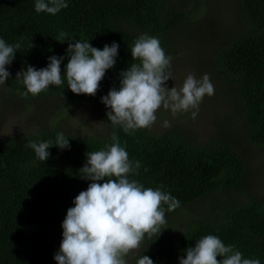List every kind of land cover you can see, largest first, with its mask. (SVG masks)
Returning a JSON list of instances; mask_svg holds the SVG:
<instances>
[{
	"label": "trees",
	"instance_id": "16d2710c",
	"mask_svg": "<svg viewBox=\"0 0 264 264\" xmlns=\"http://www.w3.org/2000/svg\"><path fill=\"white\" fill-rule=\"evenodd\" d=\"M181 2L66 0L68 7L51 15L37 13L35 0H0V38L10 45L20 44L10 64L14 73H10L5 91L23 99L61 97L63 114L89 106L107 120L108 110L101 97L119 87L122 70L138 63L130 54L135 39L142 34L154 36L169 55L178 32L189 25L191 17L187 5ZM235 4L241 18L237 30L241 33L214 55V71L236 87L244 135L256 146H264V0H235ZM61 32H66L71 41H56ZM76 40L89 41L101 49L113 42L119 45L116 63L106 72L96 95L73 94L66 80L38 96L21 95L26 89L16 74L27 66L46 67L48 57L53 55L64 57L63 69L68 43ZM108 122L111 128L106 136L77 134L58 121L0 139V264H56L53 257L59 250L66 211L91 182L79 178V169L87 153L113 143V133L129 159L140 163L129 179L153 189L163 186L162 190L179 200V207L197 203L217 191H244L248 166L232 144L218 140L195 143L175 126L162 135L145 129L126 134L120 126ZM59 132L69 139L70 147H50L45 162L27 146L44 141L55 145ZM217 207L210 206L206 214L189 220L183 232L164 229L157 238L146 236L147 250L140 256H149L154 264H179L187 247H193L205 235H216L244 258L259 259L264 264V198ZM138 258L128 264H136Z\"/></svg>",
	"mask_w": 264,
	"mask_h": 264
},
{
	"label": "clouds",
	"instance_id": "9594fccd",
	"mask_svg": "<svg viewBox=\"0 0 264 264\" xmlns=\"http://www.w3.org/2000/svg\"><path fill=\"white\" fill-rule=\"evenodd\" d=\"M67 7L66 0H35L34 6L37 13L51 15ZM71 39L66 32H61L56 41L63 43ZM19 49V43L10 45L0 38V86L8 80L10 73L6 66L12 63ZM118 49L115 42L102 49L93 47L89 41L70 42L63 69L64 57L53 55L48 57L46 67L27 66L16 74L26 89L21 95L38 96L49 86H60L66 80L73 94L94 97L106 72L114 67ZM130 54L138 63L122 70L119 87L111 88L100 100L108 110L107 120L120 126L126 134L150 128L161 108L173 115L195 110L191 112L195 119L203 98L215 94L208 74L197 79L190 73L182 86L169 88L166 82L172 80L173 57L165 53L154 36L140 35ZM162 126L167 128L171 124L165 120ZM111 139L113 143L105 145L104 149L87 153L86 162L79 169V178L91 182L73 199L74 206L66 211L59 250L53 257L56 264H128L126 257L140 249L146 236L157 238L166 229V212L180 206L179 200L162 190L163 186L153 189L129 179L130 174H136L140 163L129 159L115 133ZM27 146L43 162L50 156V147L61 150L70 147L63 132L57 133L55 145L44 141L29 142ZM136 264H154V261L141 255ZM179 264H260V261L244 258L234 246H226L216 235H205L193 247H187Z\"/></svg>",
	"mask_w": 264,
	"mask_h": 264
},
{
	"label": "rangeland",
	"instance_id": "374dc122",
	"mask_svg": "<svg viewBox=\"0 0 264 264\" xmlns=\"http://www.w3.org/2000/svg\"><path fill=\"white\" fill-rule=\"evenodd\" d=\"M191 13L189 25L180 30L172 43L169 56L171 61L172 80L166 85L179 88L188 74L200 79L208 74L215 87V94L205 96L199 105L198 115L192 118V111L173 115L161 108L156 122L145 128L149 133L162 135L177 129L189 135L195 143L205 144L211 140L224 141L237 147L248 166V177L243 192L217 191L205 196L197 203L177 207L166 212L165 230L183 232L187 222L206 214L210 206L223 203L244 202L249 198H264V146H256L244 135L240 124H243L242 113L236 87L233 83L214 71V55L229 46L241 31L237 30L241 18L235 0H182ZM238 27V28H237ZM9 73H14L11 65L6 66ZM8 81L0 86V139L22 135L26 130L56 125L63 121L69 130L77 134H96L106 136L111 128L104 116L89 106L79 107L63 114L61 97H43L23 99L8 94ZM170 122V127H163V122ZM147 241L141 244L138 251L126 257L130 262L140 256L147 248Z\"/></svg>",
	"mask_w": 264,
	"mask_h": 264
}]
</instances>
